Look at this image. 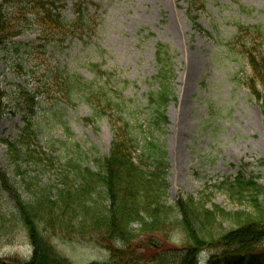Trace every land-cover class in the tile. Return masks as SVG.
<instances>
[{
    "label": "rangeland",
    "instance_id": "obj_1",
    "mask_svg": "<svg viewBox=\"0 0 264 264\" xmlns=\"http://www.w3.org/2000/svg\"><path fill=\"white\" fill-rule=\"evenodd\" d=\"M189 3L69 0L60 8L62 15L72 20L84 4L96 13L97 30L82 39H68L61 49L47 47L46 55L41 42L35 43L38 26L30 17L32 26L13 41L22 44L23 50L10 46L0 56V95L3 91L8 95L0 106V170L25 202L33 201L36 189H62L71 181L81 184L84 177L76 165L88 164L96 171V159L110 153L114 130L108 119L88 124L84 119L92 116L89 106L80 103L69 107L56 100L42 101L32 119L37 135L31 149L38 159H28L26 151V156L22 153L16 159L4 144L16 143L25 126L19 87L32 91L36 81H45L50 72L60 69L98 83L96 72L108 73V80L103 79L110 87L108 94L126 101L134 133L141 140L152 136L165 148L170 166L169 206L176 207L180 199L192 196L230 213L252 211L247 203L230 201L219 184L244 170L260 177L258 181L264 186L263 105L245 86L253 77L251 67L241 49L231 46L239 24L264 30V0H203V8L197 5L191 13L195 22L190 20ZM244 37V42L252 41L247 45L255 40L257 48L264 51V31ZM160 44L172 55L174 77L169 84L168 123L153 129L147 101L151 91L159 90L154 77ZM55 193L53 190L52 195ZM98 193L95 198L106 205L100 188ZM232 228V221L218 223L215 239ZM44 234L59 255L72 264H107L111 259L96 235ZM157 237V244L162 246L152 247L143 238L134 240L132 258L126 263L158 264L159 250L164 253L187 242L177 224ZM220 252L217 245H207L198 254L197 264H210ZM32 255L33 246L18 210L11 197L0 190V264H27ZM167 258L166 264L176 263L174 257Z\"/></svg>",
    "mask_w": 264,
    "mask_h": 264
},
{
    "label": "trees",
    "instance_id": "obj_2",
    "mask_svg": "<svg viewBox=\"0 0 264 264\" xmlns=\"http://www.w3.org/2000/svg\"><path fill=\"white\" fill-rule=\"evenodd\" d=\"M67 1L1 0L0 56L10 46L23 50L20 48L22 44L13 41L32 26L30 17L34 19L33 25L38 26L35 43L41 42L43 53L47 47L53 51L61 49L68 39H82L94 34L98 27L96 13L80 4L76 17L68 20L60 9ZM203 4V0H190L189 15L197 5L203 8ZM190 20L195 22L192 15ZM263 31L259 27L239 24L238 34L231 46L241 49L251 67L253 77L246 80L245 86L264 110V51L257 48L255 40L251 45L247 42L252 41H243L244 36L259 35ZM171 60L167 46L158 45L154 80L159 90L151 91L147 101L151 110L148 120L155 123L153 129H162L168 123L169 84L174 77ZM96 78L100 83L57 69L50 72L45 81H36L32 91L22 86L18 89L24 103L22 115L25 126L16 143L4 142L16 159L22 157V153L26 156L24 151L28 159H38L34 149H31L37 135L32 119L42 101L56 100L69 107L84 103L92 112V116L84 119L86 123H97L106 118L114 130L110 153L96 159V171L88 164L83 166L79 163L75 168L84 177L81 184L71 181L62 189H36L38 193L30 203L23 200L0 170V190L13 200L33 246V255L27 264H72L59 255L45 236L46 232H73L83 237L96 235L100 245L111 254L107 264H125L127 259L132 258L134 240L143 238L152 247L162 246L157 244V235L176 224L187 242L179 248L169 247L164 253L159 250L161 254L156 257L158 264H166L168 256L176 259L175 264H197L200 251L212 244L220 247L222 252L213 256L210 264H264V248H260L264 244V186L258 181L260 177L241 170L233 179L219 184V189L230 201L239 205L247 203L252 209L250 212L230 213L217 206L209 207L211 202L192 196L180 199L176 207L169 206L167 178L170 166L165 148L152 136H145L142 140L138 138L133 131V120L126 101L108 94L110 87L103 81L108 80V73L98 71ZM7 97L3 91L0 106ZM98 188L105 194L106 205L95 198ZM53 190H56L54 196ZM225 221H232L235 228L215 239L216 225Z\"/></svg>",
    "mask_w": 264,
    "mask_h": 264
},
{
    "label": "water",
    "instance_id": "obj_3",
    "mask_svg": "<svg viewBox=\"0 0 264 264\" xmlns=\"http://www.w3.org/2000/svg\"><path fill=\"white\" fill-rule=\"evenodd\" d=\"M4 264H16V263H4Z\"/></svg>",
    "mask_w": 264,
    "mask_h": 264
}]
</instances>
